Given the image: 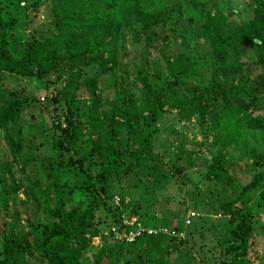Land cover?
Listing matches in <instances>:
<instances>
[{
    "label": "rangeland",
    "instance_id": "rangeland-1",
    "mask_svg": "<svg viewBox=\"0 0 264 264\" xmlns=\"http://www.w3.org/2000/svg\"><path fill=\"white\" fill-rule=\"evenodd\" d=\"M49 2L44 0L35 11H26L31 17L26 33L40 37L51 32L52 23L46 16ZM255 9L264 13V0L186 1L179 4L178 16L146 34L125 30L115 66L96 77L98 109L111 105L115 86L131 85L142 91L150 85L169 84L168 61L187 52L195 59L191 61L195 78L175 85L178 92L190 97L200 87L218 90L222 85V97L232 105L252 115H264V47L256 63L228 69L215 61L203 35L208 19L216 18L217 28L225 31L251 19ZM261 31L264 33V18ZM243 45L244 53L253 55V50ZM106 61L110 60L104 57ZM96 67L84 68L82 75H95ZM211 75L218 78L217 83L209 84ZM66 77L59 69L41 78L18 74L0 77V99L9 97L8 92L15 89L29 100L18 119L9 122L5 134L0 128V264H46L30 244L29 232V223L45 216L39 204L43 198H33L41 189L50 195L49 205L58 194L66 207L84 206L96 198L93 218L98 222L86 233L89 242L85 264H227L233 248L240 245L238 232L242 226L247 228L244 264H264V177L257 185L242 190L255 173L264 172V134L250 130L244 146H222L223 135L210 118L213 110L206 109L203 116L189 114L190 107L175 106L168 98L156 120L139 117L133 131V136L143 135L149 140L145 159L121 165L100 192L98 182L86 185L87 175L100 171L96 154H87L90 138L78 136L70 147L65 145L60 130L69 119L87 122L86 93L78 91V97L68 105L61 96L53 103L45 99L64 85ZM247 100L251 102L245 103ZM117 131L123 135V130ZM6 135L17 148L8 143ZM78 157L82 159L79 165ZM13 184L17 187L14 191ZM56 186L58 194L53 192ZM113 195L120 200L114 215L133 216L146 226L177 228L182 234L152 235L118 250L121 243L104 233L116 206L111 201ZM234 197L238 200L231 209L236 213H224L220 203ZM92 230L96 235L92 236ZM9 237L15 245H7Z\"/></svg>",
    "mask_w": 264,
    "mask_h": 264
},
{
    "label": "trees",
    "instance_id": "trees-1",
    "mask_svg": "<svg viewBox=\"0 0 264 264\" xmlns=\"http://www.w3.org/2000/svg\"><path fill=\"white\" fill-rule=\"evenodd\" d=\"M43 1L0 0V77L18 74L41 78L59 69L67 77L61 88L46 96V101L51 103L61 96L66 99L68 105L72 99L78 97V91L84 90L89 99L87 122L69 119L60 130L64 134L65 145L70 147L78 136L90 138L91 146L87 154H96L100 171L96 175L88 174L86 185L98 182V191L103 192V184L111 179L112 175L118 174L117 170L121 165L129 166L145 159L149 140L143 135L133 136V131L139 125V117L156 120L159 110L168 98L175 106L190 107L189 114L197 112L203 116L206 109L213 110L210 118L223 135L222 146H244L245 137L250 130L264 134V115H252L245 109L232 105L227 97H222L225 92L222 85L218 90L207 86L200 87L198 92L190 97L187 93L182 94L175 89L178 83H186L190 78H195L192 76L191 64L195 59L187 52L178 53L168 61L169 84L159 87L150 85L149 88H143V92L131 85L115 86L111 105L98 109L100 104L97 98L96 77L115 66L118 43L123 32L132 29L136 34H146L154 27L178 16L180 3L195 0H49L46 16L52 23V30L46 36L37 37L32 32L26 33V28L31 22V17L26 11H35ZM263 18V11L255 9L251 19L225 31L217 28L216 18L205 21L203 35L206 41H209L215 61L230 69L234 66L239 68L242 64L256 63V58L260 60V49L264 47V33L261 31ZM244 43L253 50L255 60H252V54L251 58L249 54L244 53ZM104 57L110 61L103 62ZM94 65L97 66L95 75H82L84 68L90 69ZM210 80L209 84L218 82L214 75H211ZM8 95L9 97L0 99V128L4 134L9 122L16 121L29 102L28 98L19 96L15 89L10 90ZM137 97L138 99H135ZM202 99H205V102L200 105ZM194 105L197 109H193ZM118 129L123 130V135L118 134ZM5 138L14 149L17 148L7 135ZM58 146L64 149L63 144L59 143ZM251 152L247 150L248 155L253 157ZM125 158H129V161L126 162ZM77 160L79 165L82 159L78 157ZM68 161L75 162L70 159ZM253 163H257V159H254ZM262 177L264 172L255 173L242 190L257 185ZM16 188L15 184L11 186L13 191ZM46 192V189H41L33 196L36 200L43 198L39 204L43 207L45 216L29 223L30 244L46 264H85L89 242L86 233L94 222H98L93 218L96 198L86 202L84 206L66 207L57 193L56 186L53 192L58 195L54 196L53 204L49 205L51 199ZM237 200L238 197L228 199L220 203V208L226 214L236 213L231 207ZM117 207H112L110 216L113 218L109 222L118 221L120 213L114 215L118 211ZM108 209L111 211V208ZM240 222L242 223V219ZM92 231V236L96 235L97 232ZM151 236L140 237L132 243H121L118 250H121L123 245H132ZM238 236L240 245L233 248L227 264L246 263L243 259L247 245L245 226H242ZM8 239V246L15 245L14 239ZM4 252L8 255V247L4 248ZM102 253L99 250V254Z\"/></svg>",
    "mask_w": 264,
    "mask_h": 264
},
{
    "label": "built area",
    "instance_id": "built-area-1",
    "mask_svg": "<svg viewBox=\"0 0 264 264\" xmlns=\"http://www.w3.org/2000/svg\"><path fill=\"white\" fill-rule=\"evenodd\" d=\"M61 126L63 127L64 123ZM111 201L116 206L120 202L117 195H113ZM186 222H188V219H186ZM104 233L117 243H132L140 237L149 235L179 237L182 234L177 228L167 229L165 227L146 226L137 218L124 214H120L117 222H109ZM94 239H97V237H94Z\"/></svg>",
    "mask_w": 264,
    "mask_h": 264
}]
</instances>
